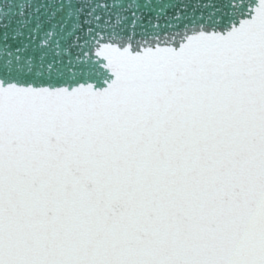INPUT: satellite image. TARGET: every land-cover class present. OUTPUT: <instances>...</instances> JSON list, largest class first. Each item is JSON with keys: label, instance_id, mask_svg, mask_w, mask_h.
Returning a JSON list of instances; mask_svg holds the SVG:
<instances>
[{"label": "snow or ice", "instance_id": "snow-or-ice-1", "mask_svg": "<svg viewBox=\"0 0 264 264\" xmlns=\"http://www.w3.org/2000/svg\"><path fill=\"white\" fill-rule=\"evenodd\" d=\"M155 7L0 0V264H264V0Z\"/></svg>", "mask_w": 264, "mask_h": 264}, {"label": "water", "instance_id": "water-1", "mask_svg": "<svg viewBox=\"0 0 264 264\" xmlns=\"http://www.w3.org/2000/svg\"><path fill=\"white\" fill-rule=\"evenodd\" d=\"M10 3L17 2V0H9ZM37 3H41L42 0H36ZM152 3L156 5V7L152 10L142 9L144 12V24L146 26L149 25V21L153 20L154 17L159 13L160 8L163 7L164 12L161 16L159 23L164 25L166 22L171 23L173 26L180 23L174 19L175 15L179 14V9L175 7V5H189L188 9L185 12L186 16H190L194 9L191 8V5L196 3V0H152ZM208 9L207 11H210ZM200 11H205V9H201ZM15 10L13 9V13Z\"/></svg>", "mask_w": 264, "mask_h": 264}]
</instances>
